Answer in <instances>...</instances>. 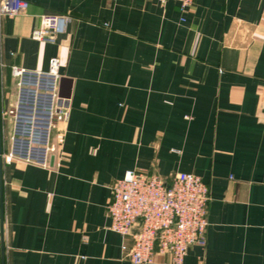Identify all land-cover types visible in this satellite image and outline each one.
<instances>
[{
    "label": "crops",
    "instance_id": "crops-1",
    "mask_svg": "<svg viewBox=\"0 0 264 264\" xmlns=\"http://www.w3.org/2000/svg\"><path fill=\"white\" fill-rule=\"evenodd\" d=\"M25 1L0 16L1 109L12 65L47 72L56 57L69 118L48 167L1 158L3 264H133L106 213L128 169L208 184L206 243L182 264H264V0ZM55 13L71 16L65 31L33 40Z\"/></svg>",
    "mask_w": 264,
    "mask_h": 264
},
{
    "label": "built area",
    "instance_id": "built-area-1",
    "mask_svg": "<svg viewBox=\"0 0 264 264\" xmlns=\"http://www.w3.org/2000/svg\"><path fill=\"white\" fill-rule=\"evenodd\" d=\"M166 2L168 0H159ZM181 12L194 0H173ZM25 0H0V16L25 11ZM71 16L66 13L40 14L30 37L53 43L65 31ZM56 57L50 58L48 71L29 72L12 65L15 101L0 110L1 152L4 163L22 160L48 167L42 152L54 149L50 132L69 118L67 99L59 93L60 74ZM10 125L6 135L5 126ZM106 206L109 228L123 239V255L133 264H152L156 255L169 264H182L191 245H205L208 226L209 186L192 172H177L170 182L157 173L128 169L110 186Z\"/></svg>",
    "mask_w": 264,
    "mask_h": 264
},
{
    "label": "water",
    "instance_id": "water-1",
    "mask_svg": "<svg viewBox=\"0 0 264 264\" xmlns=\"http://www.w3.org/2000/svg\"><path fill=\"white\" fill-rule=\"evenodd\" d=\"M1 110V105H0ZM1 120H0V242H1V254H2V264L4 256V244H3V205H2V172H1Z\"/></svg>",
    "mask_w": 264,
    "mask_h": 264
}]
</instances>
